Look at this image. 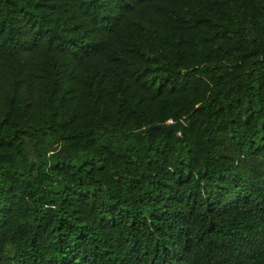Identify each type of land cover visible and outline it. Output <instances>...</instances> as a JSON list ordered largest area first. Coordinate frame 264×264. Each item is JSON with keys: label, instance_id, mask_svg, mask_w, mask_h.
Masks as SVG:
<instances>
[{"label": "trees", "instance_id": "1", "mask_svg": "<svg viewBox=\"0 0 264 264\" xmlns=\"http://www.w3.org/2000/svg\"><path fill=\"white\" fill-rule=\"evenodd\" d=\"M0 264H264V0H0Z\"/></svg>", "mask_w": 264, "mask_h": 264}, {"label": "water", "instance_id": "2", "mask_svg": "<svg viewBox=\"0 0 264 264\" xmlns=\"http://www.w3.org/2000/svg\"><path fill=\"white\" fill-rule=\"evenodd\" d=\"M184 126L185 124L182 120L171 121L161 126V130L165 135H168L171 131H174L175 133L182 132L184 130Z\"/></svg>", "mask_w": 264, "mask_h": 264}, {"label": "clouds", "instance_id": "3", "mask_svg": "<svg viewBox=\"0 0 264 264\" xmlns=\"http://www.w3.org/2000/svg\"><path fill=\"white\" fill-rule=\"evenodd\" d=\"M169 122H171V121H169Z\"/></svg>", "mask_w": 264, "mask_h": 264}]
</instances>
